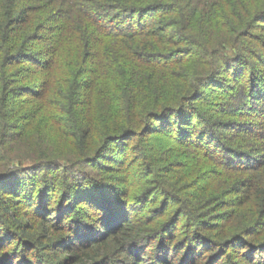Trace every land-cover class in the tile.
<instances>
[{"label":"trees","instance_id":"1","mask_svg":"<svg viewBox=\"0 0 264 264\" xmlns=\"http://www.w3.org/2000/svg\"><path fill=\"white\" fill-rule=\"evenodd\" d=\"M0 264H264V0H0Z\"/></svg>","mask_w":264,"mask_h":264}]
</instances>
